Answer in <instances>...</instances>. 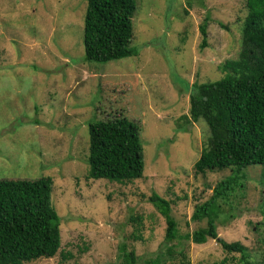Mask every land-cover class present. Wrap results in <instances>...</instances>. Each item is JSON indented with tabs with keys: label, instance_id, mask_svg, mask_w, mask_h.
<instances>
[{
	"label": "rangeland",
	"instance_id": "obj_1",
	"mask_svg": "<svg viewBox=\"0 0 264 264\" xmlns=\"http://www.w3.org/2000/svg\"><path fill=\"white\" fill-rule=\"evenodd\" d=\"M246 3L137 0L131 45L140 52L100 62L85 59L87 0H0V179L52 177L61 219L58 253L25 264H129L124 244L145 264L167 227L154 191L171 200L182 234L206 225L192 220L195 205L231 170L195 171L210 129L190 121L191 88L220 79L238 56ZM117 114L140 124L144 146L143 177L124 184L88 176L89 123ZM241 175V189L222 202L219 237L241 241L249 264H264V165ZM181 246L186 264L230 255L217 239ZM165 264H183L182 255Z\"/></svg>",
	"mask_w": 264,
	"mask_h": 264
},
{
	"label": "trees",
	"instance_id": "obj_2",
	"mask_svg": "<svg viewBox=\"0 0 264 264\" xmlns=\"http://www.w3.org/2000/svg\"><path fill=\"white\" fill-rule=\"evenodd\" d=\"M241 49L221 65L220 79L195 83L190 95V121L205 120L210 136L194 168L197 173L231 170L218 180L210 197L196 203L192 220L206 221L182 234L171 200L154 191L149 200L167 222L163 245L145 264H165L182 255L183 240L197 244L217 239L228 255L215 264H249L241 241L219 237L223 200L238 188L243 168L264 165V0H247ZM137 0H87L84 19L85 59L107 62L140 52L132 46ZM207 17L200 25L201 48L208 45ZM89 178L130 183L144 175L141 126L123 114L89 123ZM53 178L0 179V264H25L54 257L61 248V219L52 203ZM177 241V242H176ZM125 262L138 256L122 246Z\"/></svg>",
	"mask_w": 264,
	"mask_h": 264
}]
</instances>
